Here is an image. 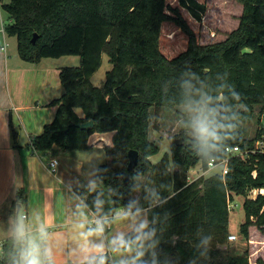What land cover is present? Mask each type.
<instances>
[{"label":"trees","instance_id":"1","mask_svg":"<svg viewBox=\"0 0 264 264\" xmlns=\"http://www.w3.org/2000/svg\"><path fill=\"white\" fill-rule=\"evenodd\" d=\"M239 1L238 25L222 40L209 43L200 41L207 0H9L1 4L11 19L4 30L16 38L24 61L80 56L78 65L61 67L64 90L52 100L57 104L54 118L32 137L33 148L84 149L91 132L112 131V145L105 146L110 159L95 172L98 193L109 189L103 212L134 198L148 208L143 189L156 187L167 202L156 205L149 219L155 213H170L161 246L171 254L173 264L177 258L178 264H188L189 259L197 264H264L261 256L250 262L246 248L220 257L218 247L227 242L229 202L238 194L244 196L240 233L248 239L251 225L264 233V191L247 196L251 188H264V152H249L245 158L232 155L224 174L215 171L187 180L189 168L198 161L206 165L210 158L220 160L227 144L252 147L264 134V0ZM103 52L111 67L102 83L95 85L90 77L101 65ZM185 81L196 87L202 83L213 96L222 92L224 103L238 117L232 121L236 127L219 150L207 155L199 154L192 138L183 134L181 141L171 143L169 151L152 160L160 148L150 138V108L182 105ZM232 92L240 99H232ZM253 116L257 126L254 135L246 137L242 121ZM90 118L94 124L88 129L75 124ZM130 148L138 151V162L124 183L113 173L126 168ZM134 183L140 186L137 192L132 191ZM87 187L75 191L95 212L98 193L89 194ZM24 197L19 188L15 202ZM198 230L213 237L210 259L200 258L193 247L200 240ZM13 246L10 235L1 244L0 264H9Z\"/></svg>","mask_w":264,"mask_h":264},{"label":"crops","instance_id":"2","mask_svg":"<svg viewBox=\"0 0 264 264\" xmlns=\"http://www.w3.org/2000/svg\"><path fill=\"white\" fill-rule=\"evenodd\" d=\"M8 1L0 0V249L5 238L12 235L16 216L25 213L26 226L32 234H36L38 223L47 227L56 264H70L78 241L74 212L80 197L75 188L96 181L97 166L110 159L105 146L112 145L113 132H91L89 146L84 149L33 148L32 137L54 118L57 104L52 100L64 90L61 67L78 65L80 56L63 54L24 61L17 52L16 38L4 30V24L11 19L1 4ZM53 156L58 163L51 171L47 163ZM19 188L25 199L15 202ZM106 191L109 193L108 188H102V193ZM102 199L108 202L105 195ZM89 210L91 219L94 212ZM115 230L118 228L112 231Z\"/></svg>","mask_w":264,"mask_h":264},{"label":"clouds","instance_id":"3","mask_svg":"<svg viewBox=\"0 0 264 264\" xmlns=\"http://www.w3.org/2000/svg\"><path fill=\"white\" fill-rule=\"evenodd\" d=\"M193 79L200 83L194 74ZM183 88L185 98L182 107L186 117L183 125L196 151L207 155L219 150L230 131L235 129L236 125L232 121L238 119L237 115L224 103L222 92L213 96L202 83L196 87L190 81H185ZM231 95L234 100L240 99L235 92ZM139 190L140 186L134 183L132 191ZM87 191L89 194L98 193V182L90 181ZM143 192L148 208L141 206L139 198H134L107 213L103 212V193H98L93 201L95 212L91 219L85 198H77L74 215L78 241L72 251L73 264H173L171 254L161 246L165 222L170 218V213L165 212L163 216L155 213L149 219L151 210L167 200L161 197L154 186L145 187ZM114 228L118 230L112 231ZM201 233L202 230L197 231L200 240L193 247L200 258L207 260L210 259L213 237ZM11 234L14 246L9 264H56L49 243L50 234L42 222L38 223L34 235L26 226L25 216L18 214ZM188 264H197V261L189 259Z\"/></svg>","mask_w":264,"mask_h":264},{"label":"rangeland","instance_id":"4","mask_svg":"<svg viewBox=\"0 0 264 264\" xmlns=\"http://www.w3.org/2000/svg\"><path fill=\"white\" fill-rule=\"evenodd\" d=\"M241 12L242 3L239 0H207V9L202 18L200 41L209 43L225 38L228 32L238 25ZM3 14L7 17V13ZM110 67L111 62L108 60L107 54L103 52L101 65L92 75L91 81L95 85H100L104 79L105 71ZM150 117V138L158 142L160 148L156 155L151 156L152 160L160 157L162 152L169 151L171 143L181 141L183 134L191 137L183 125L186 117L182 105H175L172 108L162 106L157 111L151 107ZM242 123L246 129L245 136H253L257 126L256 116L250 120H244ZM219 170L220 167L217 166L208 171L205 176ZM103 195L108 199L107 191L103 192ZM243 198L242 194H238L229 202V232L235 233L237 238L229 240L227 237L226 244L221 248L220 257L232 252L240 253L246 248L249 261L254 262L258 256L264 258V233L256 225L250 226L248 239H245L240 233L239 225L244 219ZM1 253L2 249H0Z\"/></svg>","mask_w":264,"mask_h":264},{"label":"built area","instance_id":"5","mask_svg":"<svg viewBox=\"0 0 264 264\" xmlns=\"http://www.w3.org/2000/svg\"><path fill=\"white\" fill-rule=\"evenodd\" d=\"M225 153L226 155L221 158L220 160H216L214 158H210L207 160L206 165H204L202 162L198 161L195 165L191 166L188 170L187 180L188 182L198 178L199 176H205V174L208 173L213 168H216L217 166L220 167V170L218 172H221L224 174L228 169V159L232 155H237L242 158H245L249 152H264V134L258 137L252 147H246L241 148L238 144H227L225 145ZM57 157L53 156L48 161L47 165L51 171H54L56 169L57 165ZM264 188H251L247 192L248 197H254L258 192H263ZM21 215L26 216L25 213H22ZM229 240H233L237 238V235L233 232H230L228 234Z\"/></svg>","mask_w":264,"mask_h":264},{"label":"water","instance_id":"6","mask_svg":"<svg viewBox=\"0 0 264 264\" xmlns=\"http://www.w3.org/2000/svg\"><path fill=\"white\" fill-rule=\"evenodd\" d=\"M36 33L33 34L32 38H31V41H35V38H36ZM77 126L81 127V128H90L93 124H94V121L92 118L88 119V120H85V121H82V122H77L75 123ZM127 155H128V162H127V165H126V168L123 169V170H118V171H115L113 173V176L115 177H120L122 178L123 182L124 183H127L129 181V171L132 170L137 162H138V151L134 148H130L128 151H127ZM18 209V208H17Z\"/></svg>","mask_w":264,"mask_h":264}]
</instances>
